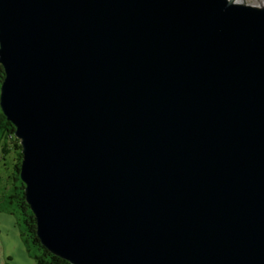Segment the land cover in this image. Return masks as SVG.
Here are the masks:
<instances>
[{
    "label": "water",
    "instance_id": "95a60500",
    "mask_svg": "<svg viewBox=\"0 0 264 264\" xmlns=\"http://www.w3.org/2000/svg\"><path fill=\"white\" fill-rule=\"evenodd\" d=\"M0 63L52 254L264 264V4L0 0Z\"/></svg>",
    "mask_w": 264,
    "mask_h": 264
},
{
    "label": "rangeland",
    "instance_id": "374dc122",
    "mask_svg": "<svg viewBox=\"0 0 264 264\" xmlns=\"http://www.w3.org/2000/svg\"><path fill=\"white\" fill-rule=\"evenodd\" d=\"M3 146L11 149L10 153L3 156ZM14 140L1 135L0 137V258L4 255H12L14 260L8 264H34V258L27 251L21 235L25 233V211L23 210L17 192L20 180H16L15 165L19 160L18 150H14ZM32 253H36L39 247L31 243ZM34 261V262H33Z\"/></svg>",
    "mask_w": 264,
    "mask_h": 264
},
{
    "label": "trees",
    "instance_id": "16d2710c",
    "mask_svg": "<svg viewBox=\"0 0 264 264\" xmlns=\"http://www.w3.org/2000/svg\"><path fill=\"white\" fill-rule=\"evenodd\" d=\"M5 69L3 65L0 63V87H2V83L5 77ZM16 127L7 119V116L3 112L2 108L0 107V137L1 135L9 137L11 140H14V150H18L19 160L15 165V179L20 180V185L15 187L19 189L17 195L20 199V204L25 211V224H26V232L21 235L23 242L27 247V251L29 254L34 258L35 264H72L71 262L65 260L64 258L54 255L50 252L48 248H46L38 238L37 234V224H36V216L30 208V205L26 201L25 198V184L21 179V161L23 160V153H22V144L19 138L15 136ZM11 149L7 146H3L1 148V152L3 156L10 153ZM31 243L35 244V246L39 247L38 252L32 253L31 251Z\"/></svg>",
    "mask_w": 264,
    "mask_h": 264
},
{
    "label": "bare ground",
    "instance_id": "6f19581e",
    "mask_svg": "<svg viewBox=\"0 0 264 264\" xmlns=\"http://www.w3.org/2000/svg\"><path fill=\"white\" fill-rule=\"evenodd\" d=\"M245 3H250V5H263L264 0H238Z\"/></svg>",
    "mask_w": 264,
    "mask_h": 264
},
{
    "label": "crops",
    "instance_id": "0c3cea01",
    "mask_svg": "<svg viewBox=\"0 0 264 264\" xmlns=\"http://www.w3.org/2000/svg\"><path fill=\"white\" fill-rule=\"evenodd\" d=\"M6 258H9L10 261L14 260V257L12 255H9V256L4 255L3 258H0V264H8V261L6 260ZM28 264H32V262L30 261V263H29V261H28ZM34 264H35V262H34Z\"/></svg>",
    "mask_w": 264,
    "mask_h": 264
}]
</instances>
